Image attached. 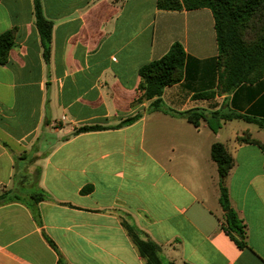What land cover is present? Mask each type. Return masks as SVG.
I'll list each match as a JSON object with an SVG mask.
<instances>
[{"label":"crops","instance_id":"obj_1","mask_svg":"<svg viewBox=\"0 0 264 264\" xmlns=\"http://www.w3.org/2000/svg\"><path fill=\"white\" fill-rule=\"evenodd\" d=\"M39 2L52 25L47 59L33 0H0V34L14 32L0 63V190L44 195L34 212L0 204V264H57L44 235L67 264H146L123 219L159 245L162 264H264V153L238 140L264 145V124L208 115L193 126L170 113L264 118V74L217 89L212 11L164 10L156 0ZM175 42L185 52L181 79L154 109L153 99L137 100L138 71ZM85 125L104 129L74 134ZM214 142L232 159L222 184L244 224L241 248L222 228Z\"/></svg>","mask_w":264,"mask_h":264},{"label":"trees","instance_id":"obj_2","mask_svg":"<svg viewBox=\"0 0 264 264\" xmlns=\"http://www.w3.org/2000/svg\"><path fill=\"white\" fill-rule=\"evenodd\" d=\"M157 7L164 10L196 9L207 7L212 11L216 42L218 46V85L219 92L229 93L243 83H251L260 79L264 74V0H156ZM35 25L40 34L44 50L43 55L47 59L49 42L51 37V22L47 20L41 11L39 0H33ZM14 32L8 30L0 34V63H5L8 50L14 43ZM185 52L180 43H173L167 52L159 59L143 65L139 71L140 82L138 89L141 96L137 99H153L151 105L154 109H162L160 95L165 86L178 82L181 79V71L184 64ZM211 93H198L195 97H209ZM185 118L193 126H198L200 120H207L209 116H217L223 120L241 119L255 123L258 126L264 124V118L240 114L233 111L216 110L206 112L203 109L193 108L181 112H171ZM137 115L124 119L121 124L130 123ZM219 127H210L213 131ZM100 125H85L74 130V134L80 132L100 130ZM241 142L258 144L263 153L264 145L248 136L238 138ZM210 156L217 165L219 204L224 211L222 228L224 232L236 243L243 247L244 224L231 208L227 189L222 184V179L227 175L232 159L220 142H214L210 148ZM90 187L81 191L86 192ZM44 199L42 193L31 194L27 200L11 189L0 190V204L8 201H22L28 207ZM122 225L134 243L138 254L146 264H162L158 252L159 245L149 238H142L139 232L126 220ZM48 244L58 253L57 264H67L59 254L53 241L44 235Z\"/></svg>","mask_w":264,"mask_h":264}]
</instances>
